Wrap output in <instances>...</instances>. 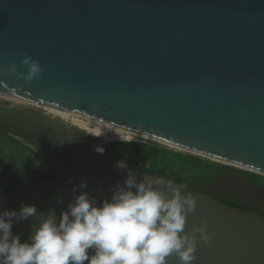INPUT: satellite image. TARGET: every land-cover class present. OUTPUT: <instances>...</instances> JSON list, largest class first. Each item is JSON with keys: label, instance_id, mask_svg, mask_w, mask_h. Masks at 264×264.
<instances>
[{"label": "water", "instance_id": "95a60500", "mask_svg": "<svg viewBox=\"0 0 264 264\" xmlns=\"http://www.w3.org/2000/svg\"><path fill=\"white\" fill-rule=\"evenodd\" d=\"M25 54L42 68L27 83L8 71L27 72ZM77 130L264 176V0H0V131L57 168L52 180L0 196V212L23 203L59 218L81 181L88 187L75 195L102 203L129 171L165 191L179 186L118 167ZM183 189L198 201L185 231L206 220L213 235L194 264H264V187L224 171ZM38 223L15 221L12 232L28 242Z\"/></svg>", "mask_w": 264, "mask_h": 264}, {"label": "clouds", "instance_id": "9594fccd", "mask_svg": "<svg viewBox=\"0 0 264 264\" xmlns=\"http://www.w3.org/2000/svg\"><path fill=\"white\" fill-rule=\"evenodd\" d=\"M22 64L27 72H18L15 64L8 71L26 83L41 78L38 61L25 54ZM94 150L104 152L101 146ZM118 167L128 166L119 162ZM76 187L84 189L88 183ZM76 187L59 218L54 210L38 213L35 205L23 203L19 211L0 212V264H169L171 257L176 264H194L198 249L212 244L206 220L185 231L198 201L182 192V186L169 184L165 191L150 179L138 181L129 171L123 185L118 183L102 203L89 192L75 195ZM30 217L39 223L22 243L12 232L13 224Z\"/></svg>", "mask_w": 264, "mask_h": 264}, {"label": "trees", "instance_id": "16d2710c", "mask_svg": "<svg viewBox=\"0 0 264 264\" xmlns=\"http://www.w3.org/2000/svg\"><path fill=\"white\" fill-rule=\"evenodd\" d=\"M79 136L86 145L83 133ZM105 154L115 162L127 164V168L147 176L167 177L182 187H193L196 183L207 184L224 171H235L256 188L264 187V176L212 162L194 155L179 152L165 146L146 141H112L105 145ZM54 163L24 145L17 139L0 131V196L9 195L18 186L46 182L55 178ZM211 197L230 208L248 212L246 207L228 199Z\"/></svg>", "mask_w": 264, "mask_h": 264}, {"label": "bare ground", "instance_id": "6f19581e", "mask_svg": "<svg viewBox=\"0 0 264 264\" xmlns=\"http://www.w3.org/2000/svg\"><path fill=\"white\" fill-rule=\"evenodd\" d=\"M95 137H97V136H95ZM97 138H102V139H105L107 141H128V140H132L134 137L99 136Z\"/></svg>", "mask_w": 264, "mask_h": 264}, {"label": "rangeland", "instance_id": "374dc122", "mask_svg": "<svg viewBox=\"0 0 264 264\" xmlns=\"http://www.w3.org/2000/svg\"><path fill=\"white\" fill-rule=\"evenodd\" d=\"M87 138H88V141L89 142H100V143H109V142H112V141H107V140L102 139V138H97L95 136H87ZM141 140H143V139H139V138H135L134 137L131 141H141ZM121 142H123V141H121Z\"/></svg>", "mask_w": 264, "mask_h": 264}, {"label": "built area", "instance_id": "2783aa9c", "mask_svg": "<svg viewBox=\"0 0 264 264\" xmlns=\"http://www.w3.org/2000/svg\"><path fill=\"white\" fill-rule=\"evenodd\" d=\"M106 144H107V143L90 142V147H91V149L94 151V153L99 154V153H97V152L94 150V148H95L96 146H101V147H103V149H104L103 154H105V145H106ZM103 154H100V155H103Z\"/></svg>", "mask_w": 264, "mask_h": 264}]
</instances>
